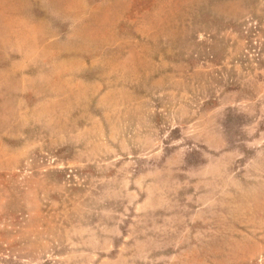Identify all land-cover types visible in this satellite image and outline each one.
<instances>
[{
    "label": "rangeland",
    "instance_id": "1",
    "mask_svg": "<svg viewBox=\"0 0 264 264\" xmlns=\"http://www.w3.org/2000/svg\"><path fill=\"white\" fill-rule=\"evenodd\" d=\"M0 264H264V0H0Z\"/></svg>",
    "mask_w": 264,
    "mask_h": 264
}]
</instances>
